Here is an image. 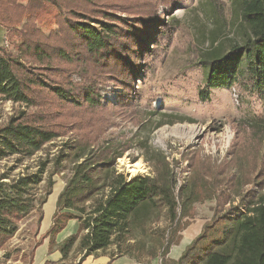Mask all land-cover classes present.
Masks as SVG:
<instances>
[{"label":"trees","instance_id":"trees-1","mask_svg":"<svg viewBox=\"0 0 264 264\" xmlns=\"http://www.w3.org/2000/svg\"><path fill=\"white\" fill-rule=\"evenodd\" d=\"M230 2L242 23V40L203 55L206 78L200 98L204 103L209 102L211 91L235 87L264 99V0ZM127 3H102L105 9H96L97 15H92L71 0H0L4 36L0 101L39 109L17 113L0 127V162L14 160L16 168L23 166L17 175L12 174L13 168L0 174V264L10 261L15 252L14 261L27 259L23 248H9L19 227L33 218H37V229L27 249L29 264H34V253L46 239L50 254L60 252L62 261L76 247L82 263L102 253H110L108 264L120 258L152 263L167 258L171 248L180 244L182 233L191 226L192 206L231 203L230 196L240 203L216 209L186 254L169 263L264 264V179H258L264 178L263 151L253 162L234 153L218 167L192 165L194 176L179 190L167 157L148 143H141L140 150L150 174L129 178L117 168L125 154L122 144L74 135L73 127L56 123L59 116L44 109L45 100L53 97L80 108L100 106L101 96L93 83L76 90L56 79L60 64L89 67L82 76L96 72L125 90L132 87L142 74V58L158 47L162 21L153 2ZM121 12L132 17H120ZM170 22L178 24L175 19ZM40 25H55L61 35H46ZM254 122V129L264 130V122ZM43 153L44 158L38 157ZM226 172L227 179L219 185L216 176ZM65 174L69 176L59 193L51 229L40 235L43 208L54 191L55 177ZM71 220L78 221V234L56 244L57 234Z\"/></svg>","mask_w":264,"mask_h":264},{"label":"rangeland","instance_id":"rangeland-1","mask_svg":"<svg viewBox=\"0 0 264 264\" xmlns=\"http://www.w3.org/2000/svg\"><path fill=\"white\" fill-rule=\"evenodd\" d=\"M71 1L76 5L79 3L84 8L87 7L92 15H97L96 9H105V6L101 7L102 3L125 4L132 0H89L92 3H87L86 0ZM140 1L153 2L155 5L153 9L162 23L157 31V34H160L158 47L150 50L147 59L142 58L145 64L141 70L142 74L132 87L125 90V87L111 82L110 78L99 76L96 72L82 76L81 73H86L89 67L60 64V73L57 74L56 79L63 84H71L73 87L69 88L76 90L93 83L101 96L100 106L97 109L86 105L80 108L59 102L53 97L45 100L44 109L54 116H59L56 123L63 124L66 128L73 127L74 135L78 132L79 135L90 140L99 136L100 141L108 140L122 144L121 148L125 154L118 160L117 168L129 178L136 175L130 173L128 167L137 163L142 165L137 175H149L151 172L140 150V144L144 142L167 157L177 175L179 190L194 176L192 165L199 168V163H203L218 167L229 161L234 153H239L245 161L246 159L249 162L255 161L258 151L264 153V130L257 131L252 124H255L256 120L260 123L264 122V99L250 96L237 87L211 91L207 103L200 98L206 78V71L201 64L203 55L214 47L222 45L228 48L233 42L242 40L243 27L238 11L234 9L230 0ZM119 16L132 17L123 12ZM173 19L178 21V24L171 23ZM55 27V25H40L46 35L50 32H58L61 35V31ZM3 38L0 34V45L4 44ZM9 51L18 54L12 47ZM90 68L94 69L91 65ZM125 93H128V97ZM20 112L32 114L39 112V109H25L19 105L0 101V127L6 125L11 117ZM45 154H40L38 157L44 158ZM133 159L138 160L133 162ZM14 162V160L0 162V174L12 168L16 170L12 172L13 175L20 173L23 166L16 168L17 164ZM68 176L69 174L55 177L54 191L43 208L40 235H46L51 229L59 193L66 184ZM227 176L228 172L216 176L219 185L222 179H227ZM258 179L264 178L258 177ZM245 189H249V186ZM229 195L230 192H227V200ZM230 199L231 203L221 205H217L215 201L196 203L191 210L193 213V218L190 219L191 226L182 233L183 239L180 244L171 248L167 258L141 264H171L170 261L180 260L186 254L187 247L201 233L203 224L214 217L216 209L223 211L240 203L234 196H230ZM78 224L77 220L69 221L66 228L57 234L55 243L61 244L69 237L78 234ZM36 229L37 218L19 227L18 234L9 249L23 248L27 252V259L21 261L17 258V261H14L15 252L6 264H29L27 249L32 245L31 239ZM50 248L49 240L46 239L34 253V264H62L61 253L50 254ZM109 254L102 253L98 257H89L82 263L78 249L75 247L66 261L72 264H108ZM21 255L20 253L19 257ZM112 264H136V262L128 258H120Z\"/></svg>","mask_w":264,"mask_h":264},{"label":"bare ground","instance_id":"bare-ground-1","mask_svg":"<svg viewBox=\"0 0 264 264\" xmlns=\"http://www.w3.org/2000/svg\"><path fill=\"white\" fill-rule=\"evenodd\" d=\"M141 167L142 165L140 163H137L135 165H130L128 168L130 173H132L133 175H137Z\"/></svg>","mask_w":264,"mask_h":264},{"label":"crops","instance_id":"crops-1","mask_svg":"<svg viewBox=\"0 0 264 264\" xmlns=\"http://www.w3.org/2000/svg\"><path fill=\"white\" fill-rule=\"evenodd\" d=\"M0 34L3 36V33L0 32ZM4 37V36H3ZM55 253H58V251H56ZM62 258L60 259L61 262ZM59 262V261H58ZM57 262V263H58ZM62 264H72L71 262H67V261H63Z\"/></svg>","mask_w":264,"mask_h":264}]
</instances>
